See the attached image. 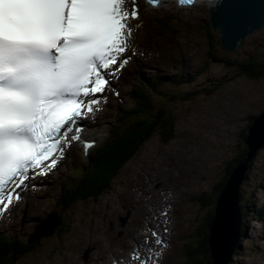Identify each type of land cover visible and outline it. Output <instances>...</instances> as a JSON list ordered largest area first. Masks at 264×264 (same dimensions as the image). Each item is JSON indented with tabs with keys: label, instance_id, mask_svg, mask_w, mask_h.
Segmentation results:
<instances>
[{
	"label": "rangeland",
	"instance_id": "rangeland-1",
	"mask_svg": "<svg viewBox=\"0 0 264 264\" xmlns=\"http://www.w3.org/2000/svg\"><path fill=\"white\" fill-rule=\"evenodd\" d=\"M143 11H145L143 14L146 13L148 32L144 35V30L139 31V38H143V35L148 38L145 41L140 40L141 43H139V45L152 48L156 46L159 50L153 51L152 48L137 49L139 59H141L142 56L147 57L148 64L145 67V74H153L160 68H162L160 70L166 69L173 72L167 60L169 59L174 63L177 59L181 58L186 61L185 64H183L184 73L191 72L192 68L199 67V69H201L203 67L205 73H201L203 75L198 79L200 85L207 89L217 84L216 90L206 93H203L202 90L201 93L198 94L199 97L197 102L192 105L188 106L186 104L193 100L177 103L182 105L178 106L179 114L175 121L174 133L175 131L176 133L174 139L172 136L169 142L164 143L156 132H154L152 133L151 139L143 144L144 134L148 131L149 127L150 130L152 126L157 127V123L154 122L149 125L146 123L144 114L141 113L134 119L136 124H131V127L125 125V122H132L131 115L138 110V107L129 101L126 95L129 94L130 89L126 85H123V96L117 100L121 106L117 108L116 114L113 115L112 113L106 112V110L100 114L101 109L95 114V116L99 115L100 124L104 127V129L96 132L99 138L100 134H103V139L100 140L96 146L104 140L107 133L113 136V140L112 138L105 140L100 148L111 144L109 148L103 150V152L106 155L113 152L114 155L109 156V160H104L102 166L99 168L107 171V177H111V179L104 180L99 186L103 189L106 185L112 183L111 186L104 193L105 195L102 200H99L98 195L94 197L91 196L87 200L77 201L73 205H68L67 212L63 210L65 213L63 218L67 219L66 224L68 226V232L64 233V236H59V249L56 248L57 240L55 239L58 235V233H55V231L58 230V226L49 236H45L43 234L44 231L32 236L31 232L35 228L34 222L24 219L27 213L26 208H24V214H20L24 216V220H20V223H18L16 228L17 231L14 229L5 234L10 237L18 238L21 236L23 239H27L28 245L35 246L36 250L26 257L22 256L20 259L16 260L14 264H65V260L67 259L69 264H74L75 259L81 257L84 259L88 251H90V258L92 247L88 248V241H94L95 244V239L99 240L102 238V242L97 243L98 246L96 247L95 254L98 258L96 261H92L94 264H123V259L126 257L125 254L132 249H134V251L139 250L142 257L149 258V264H153V262H155V264H183L184 260L180 254L182 245L184 243H190L191 235L195 237L201 235V233L197 231V225L201 224L209 213L206 206L204 209L200 208L202 207V201L204 202V196L199 197L195 204L191 202V196H196L202 192L211 194H214V191L217 192L215 187L223 180L225 174H229V169L236 170L240 167L241 174L235 178L231 175L226 188L229 183L232 182L231 180H233L235 189H240V200L243 204V209L245 206H250V214H258V203H264V148L261 150L259 149L260 151L258 150L255 154L253 159L255 163L254 168L252 163L250 169H248L247 166H240L241 159L238 156L240 149L244 148L246 145L248 146L245 140H243V133L252 127L256 116L259 117L264 113V77L262 79H252L248 76L243 77L240 73L236 72L239 69L231 65L234 60H243L244 63H247V59L244 57L252 52L257 41H261L264 38V34H258L261 31L258 33L254 32L252 35H249V38L243 46L231 52H225L220 44L217 45L214 42L212 43V50L209 52L207 46L208 40L203 37L202 30V28H207V23H209L208 7H194L192 9L179 11L174 7L166 6L158 11L146 8H143ZM184 11L190 14L184 15L182 16L183 18H181ZM187 16L189 18H185ZM181 19L189 21H180ZM130 21L132 22V19H130ZM140 23L138 24L139 28L142 26V20ZM166 32L170 33L168 36L170 41L174 43L178 41L183 42V46H187L186 50L176 49L175 45L171 44L169 51L167 53L163 51V54L161 52L160 55V48H165V46H163L164 42L162 41V37L165 38L164 33ZM156 35H158V39L155 40L157 42L155 44L151 39L152 36ZM175 38L179 39L175 41ZM214 40H216V38H214ZM137 41H139V39H137ZM168 44L170 43H165V45ZM143 50L147 51L145 55L142 54ZM176 50H181V53L178 51L175 52ZM224 52L229 54L227 58L224 57L227 56ZM207 57L211 63L209 65H204L205 58ZM214 57L221 59L228 63V65L218 60H212ZM158 59H160V61H158ZM155 60L158 62L153 64ZM150 62H152V65L149 66ZM128 80L134 83L131 78ZM111 84L115 86V89H118L120 87V80H115ZM201 86L198 88H201ZM192 88L194 87H189V90ZM175 106L176 104H171L169 106V109L173 111L172 114L174 115L177 111ZM143 118L145 119L144 125L142 127L137 126L138 123H140V119ZM173 119L175 120V117ZM188 121L190 126L188 125ZM90 123L91 124H88L90 126L96 124V122L92 120H90ZM215 125L216 127H214ZM184 128H188L189 132L193 133V137H186L185 135H187L186 132H188V130L183 132ZM182 140H187L186 144H188V146H184L185 148H183L180 153L177 152L173 162L168 157L171 156L168 149ZM198 140L204 144L205 149L199 148ZM100 148L97 147L96 150ZM132 150L136 151V153L124 163L123 158L125 154ZM195 151H200V154L205 158L202 160L194 153ZM210 151L211 153L208 157L207 153ZM79 152H81V150L74 145L73 150L70 151V159L68 157L65 158L61 164L69 162V167H71V156H74L75 162L76 159L82 157ZM155 154L160 155L161 165L158 161L152 160ZM190 155H192L194 157L193 160L196 161V163H192V165H189ZM148 161L149 163L147 164ZM114 163V167L117 170L112 167ZM165 163L167 165H165ZM151 167H154L157 172H154V174L150 173L151 178H149L148 172ZM63 169L62 166L61 171ZM244 169L249 170L246 177L243 176ZM62 175H64V179H67L70 174H65L63 170L61 176ZM158 175L161 177H158ZM56 178H58V175ZM51 179H55V176L53 175ZM243 179H246V181L240 185ZM59 180H61V178ZM150 182L156 184L151 185ZM146 185L149 187H145ZM260 185H262L261 189L258 188ZM122 189L128 190L126 194L127 205L131 209H133L135 203H137L135 197H131V194L135 195L134 192H137L136 196L139 198L138 201L144 196H146L145 198L148 200L151 199L147 196L152 193V199L156 200V203L158 202L155 207L159 205L160 208V198L166 203L169 197H172L173 204L171 203L168 205V208L165 207V203H162L161 211H155L154 213L149 212L142 217L134 215L136 220L130 225L127 239L126 237L122 239V235L126 233H121L122 227L120 226L119 219L113 221L116 215L123 213L125 210L121 202L122 196H120V190L122 191ZM225 191L222 195L223 200L225 198ZM183 192H186V194H183ZM251 192L255 194L258 203H255L249 198ZM58 193L59 192L53 186L50 187L48 192L49 196L47 197H45L40 190L30 192L27 194L26 205L32 201L37 202L38 205H32L31 210H39L43 217L48 211L47 209L53 210V207H65L63 202L58 203L55 201L59 195ZM36 195H40L42 198L38 200L36 199ZM22 201L24 203V200ZM172 207H178L180 214L178 211H174ZM224 211L225 210L222 209L219 211V222L215 225L220 233L219 240L221 239V234L224 236V233L230 229L224 220ZM141 213L145 214L143 210ZM141 213L139 212L137 214ZM17 214H19V212H17ZM149 214L152 223L147 227L144 223L148 220ZM88 216H91L94 221L90 220ZM42 217L41 220L37 221L38 223L42 221ZM71 218L75 220V223L71 222ZM91 222H95L100 227L105 228L103 230L106 233H99V231L96 230L94 234L90 232L82 237V229L85 225H90ZM111 222L116 227L114 228L115 231L111 228ZM168 225L171 228H169ZM154 226L166 233H170L172 229V244L167 251L162 249V244L155 243L154 239H157V237L153 235V232L147 239L149 242L145 245L144 249L142 248V239H144L145 236L140 234V231H146L147 229L145 228L152 230ZM263 227L264 226L258 222L253 223V226L249 224L248 228L245 229L247 230V233H245L246 236L241 238L242 243L239 249L236 248V246L230 248L232 246L231 242L227 245L226 249L234 250L236 253L233 260L237 262L234 264H264L260 252L261 247H264ZM165 229H167V231H165ZM5 230L9 231L8 226ZM166 233L164 234V239L167 238ZM177 235H179V240L176 237ZM201 237L203 240L204 234H202ZM160 238H163V236H160ZM221 240L222 244L225 243L224 239ZM190 244L193 245L192 243ZM102 245L105 247L106 253H103ZM149 249L152 251L149 252ZM157 251H161L159 257L155 256V252ZM137 262L139 264V261Z\"/></svg>",
	"mask_w": 264,
	"mask_h": 264
},
{
	"label": "snow or ice",
	"instance_id": "snow-or-ice-1",
	"mask_svg": "<svg viewBox=\"0 0 264 264\" xmlns=\"http://www.w3.org/2000/svg\"><path fill=\"white\" fill-rule=\"evenodd\" d=\"M247 15V0H221L216 23L230 34ZM130 19H139L134 0L130 11L126 0H0V215L82 140L81 121L130 59ZM94 143L84 140L85 151ZM133 259L149 264L139 250Z\"/></svg>",
	"mask_w": 264,
	"mask_h": 264
},
{
	"label": "bare ground",
	"instance_id": "bare-ground-1",
	"mask_svg": "<svg viewBox=\"0 0 264 264\" xmlns=\"http://www.w3.org/2000/svg\"><path fill=\"white\" fill-rule=\"evenodd\" d=\"M193 7V6H192ZM190 13L189 12H185L184 13V15H189ZM199 14V13H198ZM200 15V14H199ZM201 16V15H200ZM181 18H183L182 16H181ZM185 18H189L188 16L187 17H185ZM256 32H259L260 30L258 29V30H255ZM208 34L209 35H211V36H213V38H216L215 37V35L216 36H218L216 33H215V35H214V33L212 32V31H210V29L208 30ZM249 38V36H246L245 38H243L242 39V41L237 45V47H236V49L237 48H239V47H241V46H243L244 44H245V42H246V40ZM207 40L209 41L210 40V38L209 37H207ZM153 44V43H152ZM215 44H217V45H219L220 44V42H215ZM175 45H176V48L177 49H186V47L187 46H183L184 44H182V42L181 41H178V42H176L175 43ZM221 45V44H220ZM163 46H166L165 44L163 45ZM156 47V46H155ZM221 47H222V45H221ZM163 48V47H162ZM158 50V49H157ZM223 50L225 51V52H227L224 48H223ZM254 50H255V47H254V49H252V52H254ZM159 51V50H158ZM224 52V53H225ZM251 52V53H252ZM251 53H249L248 54V56L251 54ZM232 54H233V52H232ZM231 54V55H232ZM142 55V54H141ZM247 56V59L249 58ZM233 57V56H232ZM238 73H240L239 72V70L237 71ZM241 74V73H240ZM243 77H246L245 75H243V74H241ZM116 100V101H115ZM115 101V102H114ZM118 105H119V103H118V101H117V99L116 98H113L112 100H111V102H110V104H109V107L111 108V109H113V108H116V107H118ZM85 119V118H84ZM177 119V118H176ZM199 119H201V118H199ZM144 123H145V119L143 118V119H141L140 120V127H142L143 125H144ZM188 125H189V121H188ZM190 126V125H189ZM214 127H216V125L214 126ZM159 129H160V131H162L163 130V128L161 127V126H159ZM186 130H188V128H184V130H183V132L185 131L186 132ZM175 133H176V131H175ZM175 133L173 134V139H174V137H175ZM187 133V135H185L186 137H193V133H190L189 132V130H188V132H186ZM183 134V133H182ZM149 136V135H148ZM185 136H182V137H185ZM209 137V136H208ZM151 139V137L150 138H148V137H146V138H144V140H143V143L145 144L146 142H148L149 140ZM169 142V141H168ZM187 143V140H182V141H180L178 144H175L174 146H172V147H170V149H168V151H169V153L171 154V156H168L173 162H174V159H175V157H176V154H177V152H181L182 150H183V148H185L184 146H188V144H186ZM189 143V142H188ZM220 145H221V143H220ZM198 146H199V148L200 149H205L204 148V144L203 143H201V141H199L198 140ZM179 147V148H178ZM212 147H215V146H212ZM196 155H198L202 160L205 158L203 155H201L200 154V151H195L194 152ZM210 153H211V151L210 152H208L207 153V156L209 157L210 156ZM135 154V151H134V153H133V155ZM132 155V156H133ZM160 155H158V154H155L154 155V157L152 158V160L153 161H158L159 163H160V165H161V159H160V157H159ZM94 157V156H93ZM95 159H98V157L97 156H95L94 157ZM189 158H190V163H189V165H192V163H196V161H194L193 159H194V157L192 156V155H190L189 156ZM149 163V161L147 162V164ZM165 165H167L166 163H165ZM145 170V169H144ZM154 172H157L156 171V169L154 168V167H151L150 169H149V172H148V177L149 178H151L150 177V173L151 174H154ZM158 177H161V176H159L158 175ZM111 186V184H109L108 186H106V188H105V190H104V193L109 189V187ZM114 186V185H113ZM112 186V187H113ZM145 187H149L148 185H146ZM192 191V190H191ZM26 192H29V187H26ZM233 192H234V186L232 185V183H230V187H229V191L228 192H226L225 193V198H224V201H223V210H227L229 207H230V204H231V201H232V198H233ZM23 193H25V189L23 190ZM150 193V192H149ZM137 193H135V195H136ZM183 194H186V192H183ZM146 196H144V197H141L140 198V201H139V206H140V209H139V212L141 213L142 212V210L145 212V214L143 213H141L142 215H147V213H149V212H155V211H161V206H162V203H165L164 202V200L162 201V199L160 198V202H161V206H160V208H159V205H157L158 207H155V205L158 203H156V200H153L152 198L151 199H146L145 198ZM257 200V199H256ZM110 202V201H109ZM109 202H108V204H109ZM172 203V197H169V200L165 203V207H168L169 208V206L168 205H170ZM24 203H23V201H21V205H23ZM37 204V202H35V201H33L32 202V204H31V206L32 205H36ZM105 204V203H104ZM173 204V203H172ZM38 205V204H37ZM31 206H26V207H24V208H26V211H27V213H26V217H24V219L25 220H31V219H33L34 217H36V216H38V215H40L41 213L39 212V210H35V209H32L31 210ZM173 209H174V211H178L179 212V214H180V210H179V208L178 207H172ZM162 210H163V208H162ZM16 211H17V208H16ZM3 213H6V215L5 216H1V217H11L13 214H14V212H3ZM176 214V213H175ZM160 216V215H159ZM0 217V218H1ZM148 217H151L150 216V214H149V216ZM176 218V217H175ZM180 218V217H179ZM148 219V218H147ZM177 219V218H176ZM37 221H39V220H34V221H31V222H34V226H35V228H34V230L31 232V233H34V232H36V231H40V229L42 228V224H41V222L40 223H38ZM13 222V226L14 227H16L17 225H18V223L15 221V220H13L12 221ZM30 222V223H31ZM71 222H73V223H75V220H73V218H71ZM0 223L2 224V222L0 221ZM28 224V223H27ZM33 226V227H34ZM103 229H105V228H102V227H100L99 225H97L95 222L94 223H92L91 225H85L84 226V228L82 229V237L85 235V234H88V233H90V232H92L93 234L95 233V231L97 230V231H99V233H104L105 231L103 230ZM106 233V232H105ZM94 238V237H93ZM96 240V243L94 244V241H88V248L89 247H92V254H95V252H96V247L98 246V242H102V240H103V238L102 239H99V240H97V239H95ZM86 244V243H85ZM94 244V245H93ZM102 247H103V251L105 250V247L102 245ZM96 255V254H95ZM98 258V257H97ZM97 258L96 259H94L93 261H96L97 260ZM118 258V257H117ZM116 264V263H115ZM123 264H133V262L131 261V260H129L127 257H124V259H123Z\"/></svg>",
	"mask_w": 264,
	"mask_h": 264
},
{
	"label": "trees",
	"instance_id": "trees-1",
	"mask_svg": "<svg viewBox=\"0 0 264 264\" xmlns=\"http://www.w3.org/2000/svg\"><path fill=\"white\" fill-rule=\"evenodd\" d=\"M253 53L254 52H252L248 56L249 60L252 59ZM224 57L227 58V56H224ZM243 68H244L246 73L243 71L242 68L239 67L238 69H239V72L245 76L248 75L252 79H261L262 77H264L263 62L250 61V62H247L245 65H243ZM195 95H197V94H195ZM176 99H179V96H178V98H176V97L171 98L172 101H175ZM165 101L169 102L170 99H166ZM142 106L145 109L152 111L156 115V117H157L156 122L158 121L157 124H162L160 126L163 128V130H164V128L167 131H169L171 129V127L173 126V123H174V119H173V116L171 114L170 115L168 114V111L166 110L165 106H158V105L154 104L152 100L144 102L142 104ZM243 135H244V133H243ZM146 137H148V134L144 138H146ZM247 150L248 149H246V148L240 149L238 156L240 157L241 161H243L244 158H246V156H247L246 151ZM133 153H134V151L129 153L126 157H128V158L131 157L133 155ZM225 180L223 182L221 181L220 185L217 188V192L214 194V196L212 194H209V193L204 195V202L202 201L203 209L206 206L207 210H209V213L206 215V219H204L203 222L201 223V226H202L203 231H204V237H203V240L201 242V246L197 249L193 248L194 244H195L193 241H190V243L193 244V247L191 244H188V245L184 244L183 245L184 246L183 256H182V258L184 259L183 264H210V262L212 261L211 260L212 256L210 255V233H211L210 228H211V225L213 223L214 212L213 211L211 212V208H212V205L215 204V200L217 202V197H218L219 193L226 186ZM248 212L249 211H247V210L244 212L243 219H245L249 215ZM255 218H259V219L264 221V208L259 210V212ZM247 224H248V221H245V223L242 225L241 231H240L241 235H243L246 232L245 229L247 228ZM18 243H20V242H17L16 244H18ZM5 247H7V246H5ZM21 249H22V244H20L18 246L17 251H19ZM11 250H12V248H11ZM6 251H7V248H5L4 253ZM2 264H7V262H2Z\"/></svg>",
	"mask_w": 264,
	"mask_h": 264
},
{
	"label": "water",
	"instance_id": "water-1",
	"mask_svg": "<svg viewBox=\"0 0 264 264\" xmlns=\"http://www.w3.org/2000/svg\"><path fill=\"white\" fill-rule=\"evenodd\" d=\"M256 0H247L248 3V15L243 23H241L238 27H236L230 34H223L224 39H228V41H237V39L243 38L247 33V26L251 23V20L254 18L251 14L253 11V5L251 3L255 2ZM259 3V6H262L263 0H257ZM218 3V2H217ZM220 3L217 4L216 7L211 9V23L215 28H218V25L216 23L217 19V8ZM258 22H262L261 15L257 14L256 17ZM219 29V28H218ZM225 46L229 49H234V45L231 43H226L224 40ZM250 135L247 138L246 143L248 146L255 150L258 147H261L264 144V113H262L257 119L254 120L252 127L249 129ZM254 151V152H255ZM222 214V213H221ZM229 214H225V222L227 223L228 227L230 229L227 230V232L222 236L221 239L224 240H231L235 241L238 235V230L240 228V215L239 213H232L228 219ZM219 222V214L214 218L213 223L214 226L211 230V239H210V246L212 249V257L213 261L211 264H227L229 256L231 254L230 250H226L222 247V240H219V230L215 227V225ZM221 222V219H220Z\"/></svg>",
	"mask_w": 264,
	"mask_h": 264
}]
</instances>
